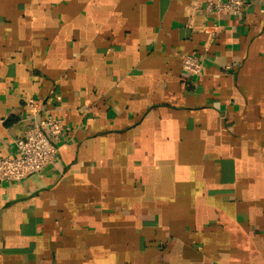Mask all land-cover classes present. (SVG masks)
<instances>
[{
	"label": "crops",
	"instance_id": "crops-1",
	"mask_svg": "<svg viewBox=\"0 0 264 264\" xmlns=\"http://www.w3.org/2000/svg\"><path fill=\"white\" fill-rule=\"evenodd\" d=\"M207 5L0 0V156L65 126L0 181V264H264V0Z\"/></svg>",
	"mask_w": 264,
	"mask_h": 264
},
{
	"label": "built area",
	"instance_id": "built-area-1",
	"mask_svg": "<svg viewBox=\"0 0 264 264\" xmlns=\"http://www.w3.org/2000/svg\"><path fill=\"white\" fill-rule=\"evenodd\" d=\"M246 5V0H225L217 2L208 0V9L226 11L232 15H240ZM183 71L192 80L198 79L204 71V61L201 57L186 55L182 60ZM30 108L38 112L35 103ZM65 131L63 120L46 116L33 120L23 128L15 140L16 151L11 155L0 156V181H20L41 171L53 163L57 156L56 142Z\"/></svg>",
	"mask_w": 264,
	"mask_h": 264
}]
</instances>
